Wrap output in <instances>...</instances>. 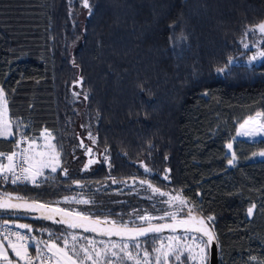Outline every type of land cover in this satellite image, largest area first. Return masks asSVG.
Masks as SVG:
<instances>
[{
  "label": "trees",
  "instance_id": "16d2710c",
  "mask_svg": "<svg viewBox=\"0 0 264 264\" xmlns=\"http://www.w3.org/2000/svg\"><path fill=\"white\" fill-rule=\"evenodd\" d=\"M89 4L91 14L82 0H0V87L8 114L30 125V136L51 131L68 170L67 176L58 170L40 187L0 180V196L54 206L82 195L92 203L71 209L124 223L131 211L172 210L160 203L166 197L140 185L148 179L162 191L182 189L199 202L204 217H215L219 264H264V159H257L264 140L236 139L232 168L226 153L243 120L260 113L264 121V62L228 65L230 58L248 55L242 41H255L256 34L245 39V31L264 21V0ZM79 77L83 83L77 86ZM74 91L87 92L88 100ZM79 137L90 142L91 154ZM13 149L11 138L0 139V150ZM122 188L130 193L115 194ZM0 215L29 225L37 239L43 238L39 230L71 231ZM159 222L165 221L153 223Z\"/></svg>",
  "mask_w": 264,
  "mask_h": 264
},
{
  "label": "snow or ice",
  "instance_id": "6c2138e0",
  "mask_svg": "<svg viewBox=\"0 0 264 264\" xmlns=\"http://www.w3.org/2000/svg\"><path fill=\"white\" fill-rule=\"evenodd\" d=\"M82 5L89 9V14H91L89 0H82ZM257 32L260 34V39L252 46L264 45V21L248 27L245 31V39ZM242 43L245 49H249L248 43L243 41ZM257 57L264 59V49L258 50L251 60H256ZM72 63L73 66L78 67L74 59ZM232 63L233 60L230 58L228 65ZM226 67L217 68L216 71L222 73ZM82 83L83 77H79L74 82L77 86ZM141 90L143 91V88ZM81 94L84 100H88L87 92H73L74 97H79ZM246 123L248 121L244 122ZM244 124L240 127L243 128ZM28 128L30 125L14 120L8 114L6 93L4 88L0 87V139L9 140L11 138L14 144V149L10 153L0 150V180L13 185L31 183L35 187H40L43 181L54 179V177L45 175V169H48L50 173H56L59 170L67 176L68 170L62 167L60 150L53 142L55 136L52 132L43 129L38 136H30L26 131ZM237 135L241 133L238 132ZM243 135L253 139L255 136H264V123L260 124L255 133L248 131ZM88 139L92 140L93 144L96 143V138L91 132L88 133ZM22 145L26 146L22 147ZM81 146L84 147L86 153H92L93 149L85 146L83 140H81ZM226 147L230 154L228 165L235 166L238 157L233 149V143L229 142ZM107 151L106 147L105 153ZM253 156L256 154L254 153ZM259 157L264 158V151L259 153ZM107 158L106 155L105 159ZM92 162L90 159L89 164ZM141 166L145 173H151L152 170L143 162ZM169 172V169H165L163 178L170 182ZM116 182L113 180V183ZM75 183L78 187H83L78 181ZM139 183L146 185L153 196L166 197L167 199L161 200L160 203L167 204L172 210L163 211L159 216L149 212L137 214L136 218L141 223L130 226L129 223L110 220L106 216L93 217L81 210L53 207L38 201L29 202L22 196L4 193L0 196V209L43 210L48 213L46 219L62 224L71 231L60 235L48 232L47 240H35L19 231H12L11 228H0V260L4 264H21V262L22 264H36L37 261L39 264H128V262L131 264H208L209 249L214 242L218 243L211 224L215 217L212 215L204 217L198 206L199 202L186 197L182 189L169 193L154 186L148 179H140ZM73 199L65 197L64 202L68 203ZM75 202L77 204L92 203L87 199L75 200ZM254 208L255 204L248 209L249 217L253 215ZM153 221L167 222L153 223ZM15 227L32 230L26 224H19ZM165 231L170 235H161ZM80 232L93 235L81 236ZM150 235L151 245L145 247L148 241L144 238ZM13 237L15 240L12 239ZM95 237H101V239ZM31 247H34L35 255L30 254ZM7 249H11L15 260L9 259ZM253 259L256 258L253 257Z\"/></svg>",
  "mask_w": 264,
  "mask_h": 264
},
{
  "label": "rangeland",
  "instance_id": "374dc122",
  "mask_svg": "<svg viewBox=\"0 0 264 264\" xmlns=\"http://www.w3.org/2000/svg\"><path fill=\"white\" fill-rule=\"evenodd\" d=\"M259 39H260V34L257 32L256 33V39H255V41H257ZM255 41L252 42V44L249 43L250 47L248 49L249 50L248 55H244V57L242 59L233 61V63H242V64H245V65H258L260 63H263L264 62V59H261L259 57H257L256 60H251V57L253 55H255L258 52V50L264 49V45L252 46L255 43ZM243 49H244V47H243ZM247 121H248V123H246V124L243 123L244 124V127L243 128H241L240 125L237 127L236 135L231 140V143H233L236 139L237 140L244 139L245 141H249V142H256V141H259V140H264V136H255V138L253 139L250 136L243 135V133L248 132V131H251V132L255 133V131L259 128L260 124L264 123V121L262 120V117L260 115L259 116H254V117H252L251 119H249ZM238 132L241 133V135H237ZM238 138H240V139H238ZM81 140H83V144L85 146H89V147L91 146V144H90V142L88 140L83 139V137H79L78 141H79L80 146H81ZM53 142L56 143L55 141H53ZM41 143H43V141H41ZM24 146H26V145H22V147H24ZM16 150L19 151V149H16ZM226 153L230 157L229 150L227 149V147H226ZM259 153L257 154V159L263 160L264 158H260L259 157ZM85 161H86V159L82 161V165H83V162H85ZM77 162L78 161H76L75 163H77ZM61 164H62V162H61ZM70 166H69L70 168L74 167V166H72V164H70ZM227 166L229 168H232L233 167V166H229L228 163H227ZM45 175L46 176L53 177L55 175V173H50V171L48 169H45ZM28 184L29 185H32L31 183H28ZM114 192H115V194H121V195H124V194L125 195L126 194L128 195L130 193V191H125L124 188L115 190ZM70 197L71 198H74L71 202H68V203L64 202V199H65V197H64V198H61L60 200H58L59 202H56L58 204H55L54 206H56V207H61L62 206V208L63 207L64 208L67 207V208L71 209V207H69L71 204H73V205L74 204H77L75 202V200H84V199L89 200L87 197L82 196V195H74V196H70ZM72 209H76V208H72ZM143 213H144V211L141 212V213H136V212L133 213L131 211L130 216H128L129 218L128 219H125V222L124 223H129V225H131V224H140L141 222L139 220H137L136 217H137V214H143ZM153 215L159 216L161 214H153ZM246 215H247L248 218H250L248 216V210L246 212ZM108 219H110V218H108ZM110 220H113V219H110ZM153 222H155V221H153ZM48 232H52V233H54L56 235H60L61 234L60 232L58 233V232H55V231H52V230H48V229H46V230H39V233L43 237V238H41L39 240H47L49 238L48 237ZM64 233H67V232H64ZM81 236H85V235H81ZM163 236H168V235H163ZM96 239H101V238H96ZM151 239L152 238L145 239V240L148 241V243L144 245L145 247H150V245H151ZM128 264H131V262H128Z\"/></svg>",
  "mask_w": 264,
  "mask_h": 264
},
{
  "label": "water",
  "instance_id": "95a60500",
  "mask_svg": "<svg viewBox=\"0 0 264 264\" xmlns=\"http://www.w3.org/2000/svg\"><path fill=\"white\" fill-rule=\"evenodd\" d=\"M13 202H15V201H13ZM29 202H31V201H29ZM53 207H56V206H53ZM0 212L12 213V214H14L13 217L17 220H23V221L44 220V221L53 223L52 220L45 218L48 213L44 212L43 210L29 211V210L24 209V208H18V209L8 208V209H0ZM165 222H167V221H165ZM165 222H159V223H165ZM53 224L64 226L62 224H57V223H53ZM64 227L67 228L66 226H64ZM79 234H81V235L88 234L90 236L93 235L92 233H83V232H80ZM161 235H170V233L165 231ZM150 237H151V235L149 237L144 238V239H147ZM96 238H101V237H96ZM113 239H115V237ZM208 264H219V253H218L217 242H214L209 249Z\"/></svg>",
  "mask_w": 264,
  "mask_h": 264
},
{
  "label": "built area",
  "instance_id": "2783aa9c",
  "mask_svg": "<svg viewBox=\"0 0 264 264\" xmlns=\"http://www.w3.org/2000/svg\"><path fill=\"white\" fill-rule=\"evenodd\" d=\"M26 184H28V183H26ZM16 185H20V184H16ZM19 224H24V223H22L20 221H10V220L0 219V228H11L12 231H19L23 235H26L29 238H33L30 231H28V229H20V228L15 227L16 225H19ZM12 239L15 240V237H13ZM29 251H30V249H29ZM30 254L33 255L31 252H30ZM0 264H4V262L0 261ZM21 264H22V262H21ZM36 264H39V262L37 261Z\"/></svg>",
  "mask_w": 264,
  "mask_h": 264
},
{
  "label": "crops",
  "instance_id": "0c3cea01",
  "mask_svg": "<svg viewBox=\"0 0 264 264\" xmlns=\"http://www.w3.org/2000/svg\"><path fill=\"white\" fill-rule=\"evenodd\" d=\"M261 116V114L260 113H256V114H254L253 116H251V117H248V118H246L245 120H243V122L241 123V124H243L245 121H247V120H249V119H251L252 117H254V116H259V115ZM241 124H239V125H241ZM236 135V134H235ZM238 139H240V138H238ZM242 140H244V139H242ZM245 141V140H244ZM247 142H249V141H247ZM35 240H39V239H36V238H34ZM7 251H8V254H9V259H13V260H15L16 258L14 257V254L11 252V249H7ZM33 253H32V252ZM30 252L33 254V255H35V249H34V247H31L30 248ZM0 261H2V260H0Z\"/></svg>",
  "mask_w": 264,
  "mask_h": 264
},
{
  "label": "bare ground",
  "instance_id": "6f19581e",
  "mask_svg": "<svg viewBox=\"0 0 264 264\" xmlns=\"http://www.w3.org/2000/svg\"><path fill=\"white\" fill-rule=\"evenodd\" d=\"M2 219V218H1ZM32 252V251H31ZM33 253V252H32ZM13 260V259H12Z\"/></svg>",
  "mask_w": 264,
  "mask_h": 264
}]
</instances>
